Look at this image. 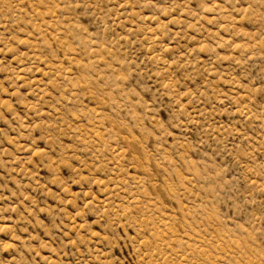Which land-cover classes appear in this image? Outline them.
I'll return each mask as SVG.
<instances>
[{
	"label": "rangeland",
	"instance_id": "374dc122",
	"mask_svg": "<svg viewBox=\"0 0 264 264\" xmlns=\"http://www.w3.org/2000/svg\"><path fill=\"white\" fill-rule=\"evenodd\" d=\"M0 264H264V0H0Z\"/></svg>",
	"mask_w": 264,
	"mask_h": 264
}]
</instances>
